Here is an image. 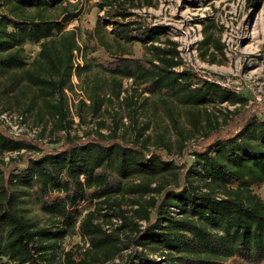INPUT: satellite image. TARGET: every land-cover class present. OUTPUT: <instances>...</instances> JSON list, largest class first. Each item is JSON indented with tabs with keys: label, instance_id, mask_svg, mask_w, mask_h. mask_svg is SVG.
<instances>
[{
	"label": "trees",
	"instance_id": "16d2710c",
	"mask_svg": "<svg viewBox=\"0 0 264 264\" xmlns=\"http://www.w3.org/2000/svg\"><path fill=\"white\" fill-rule=\"evenodd\" d=\"M97 5L105 14L80 43L68 28L80 0H0V100L32 88L25 111L35 110L41 128L27 138L0 127V258L114 264L127 251L123 264L150 254L161 257L153 264H264V198L256 191L264 183V101L250 107L188 66L178 42L134 11L153 0ZM210 25L204 58L225 50ZM30 42L40 48L29 62ZM74 73L85 94L76 104L82 121V105L94 115L118 107L129 124L112 114L110 124L72 134ZM144 114L163 116L165 129L141 121ZM48 115L65 135L44 142ZM26 198L48 216L44 223L26 214ZM69 233L86 246L65 248Z\"/></svg>",
	"mask_w": 264,
	"mask_h": 264
},
{
	"label": "rangeland",
	"instance_id": "374dc122",
	"mask_svg": "<svg viewBox=\"0 0 264 264\" xmlns=\"http://www.w3.org/2000/svg\"><path fill=\"white\" fill-rule=\"evenodd\" d=\"M80 2L82 12L68 24V28H77L79 41L82 43L86 36V30L95 26L97 18L105 14V9L99 8L97 5L99 0H80ZM153 2L155 6L145 5L134 11L148 24H153L163 30L164 37L170 36L178 42L180 53L188 66L200 71L208 79L217 80L240 96L247 98L250 107L257 101L259 104L264 101V0L251 2L249 0H153ZM207 23L211 24L210 27L216 34L220 33L225 50L224 53L218 52L214 57L204 58L200 41L203 38L204 25ZM39 48L37 43H27L29 62L37 54ZM139 49L140 46H137L136 55H141ZM95 55L105 56L103 50L98 51ZM78 57L80 58V55ZM75 61L78 62L77 59ZM73 82L75 91H67L68 120L71 122L70 131L72 134L85 135L87 129L96 130L99 120H106L105 122L110 124L113 120L112 114L118 118L122 116L123 122L129 124L128 117L124 116V110L118 107H115V110H104L100 115H94L85 105H82L81 110L79 109V112L85 117V121H82L76 104H78V99L84 98L85 94L78 76H73ZM130 84L131 80H124L125 87ZM17 92L18 98L9 97L6 102L0 100V127L27 138H36L41 135L36 112L34 109V111H25L34 95V90L23 87L21 92L20 90ZM5 106L8 109L2 112ZM230 107L233 108V106ZM258 117L264 118L262 115ZM45 118L48 120V127L42 135L45 136L44 142L65 135V130H56L52 117L48 115ZM148 120L153 122V127L157 132L165 129L167 125L163 116L156 120L144 114L141 121ZM102 131L107 132L108 130L103 129ZM149 131L154 132L152 129ZM52 145L54 144L52 143ZM191 158L192 156L189 159L191 160ZM5 159L8 160L9 157L6 156ZM256 191L264 198V183ZM82 205L85 206L84 210L90 206L87 201H83ZM24 207L26 214L31 218L41 223L47 220L48 216L39 209L34 200L26 198ZM62 245L68 249L79 250L80 246H86V240L79 233H69L63 238ZM126 252L124 251L114 264H123ZM149 256L148 260L140 259L137 260V263L153 264V260L161 258L154 254ZM0 264L16 263L7 257H2Z\"/></svg>",
	"mask_w": 264,
	"mask_h": 264
},
{
	"label": "built area",
	"instance_id": "2783aa9c",
	"mask_svg": "<svg viewBox=\"0 0 264 264\" xmlns=\"http://www.w3.org/2000/svg\"><path fill=\"white\" fill-rule=\"evenodd\" d=\"M78 56H79L78 51H75V59H77L78 62L82 63L81 56H80V58ZM75 59H74V61H75ZM78 62L75 61V66L78 64ZM73 76H76L75 73L73 74Z\"/></svg>",
	"mask_w": 264,
	"mask_h": 264
}]
</instances>
